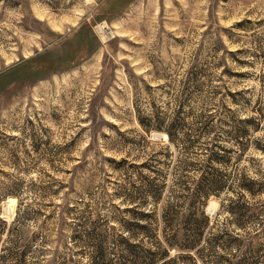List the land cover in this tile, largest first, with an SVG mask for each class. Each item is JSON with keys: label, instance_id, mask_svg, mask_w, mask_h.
<instances>
[{"label": "rangeland", "instance_id": "374dc122", "mask_svg": "<svg viewBox=\"0 0 264 264\" xmlns=\"http://www.w3.org/2000/svg\"><path fill=\"white\" fill-rule=\"evenodd\" d=\"M161 120L185 147L202 131L228 144L232 129L256 128L224 173L225 206L211 197L205 210L210 232L243 241L240 256L264 254V196L245 194L254 216L242 229L228 212L229 197L244 196L240 174L264 180V154L250 147L264 143V0H0V219L18 213L10 192L26 206L10 241L42 248L63 225L60 253L84 264L92 249L72 235L98 227L117 251L143 200V164L177 189V172L153 160L168 136L146 123ZM170 149L173 163L187 151Z\"/></svg>", "mask_w": 264, "mask_h": 264}, {"label": "trees", "instance_id": "16d2710c", "mask_svg": "<svg viewBox=\"0 0 264 264\" xmlns=\"http://www.w3.org/2000/svg\"><path fill=\"white\" fill-rule=\"evenodd\" d=\"M146 124L149 128L164 130L166 137L168 136L164 159L153 160L156 163H166L171 170L177 172L178 182L174 183L177 189L172 190L164 182L157 184L158 171L144 163L143 167L148 169L149 174L142 178L143 187L137 189L143 200H129L135 206L127 210L135 211V216L125 221L123 230L126 235L120 238L119 244L113 243V248H120L108 252L107 243L111 240L108 235L97 231L98 227H90L83 234L72 235L71 239L76 246H88L92 249L84 264H264V254L257 255L258 249L252 246L247 247L240 256L238 251L242 249L243 241L230 236L227 230L210 232L213 221L205 210L211 197L221 202V195L229 192L230 176L224 173L232 166L234 158L247 151L249 139L254 142L251 135L256 128L232 129L227 132L228 144L216 142L218 134L211 136L215 131H202L201 138L189 141V147H185V138L171 131L176 125L174 121L171 124H164V120L155 125ZM202 137H208L210 141L204 142L205 147L200 153L197 151L193 157H188L192 155L194 147H198ZM255 141L250 147L255 152L264 154L263 141ZM171 146L187 150L183 151L186 153L184 157L174 160L175 163L171 161ZM237 182L244 190V196L235 199H232L233 196L229 197L228 212L236 228L242 229L241 220H250V216L254 215L247 214L251 208L250 203L241 200L245 194L264 196V180L257 181L240 174ZM255 184L258 185L257 189L253 188ZM9 195L18 198V213L10 223L0 219V264L8 263L13 257L15 264H78L73 254L65 256L60 253L59 249L65 240L63 225L56 227L58 235L54 240L49 236L44 240L42 248L36 245L33 247V242L20 244L10 241L9 236L19 222L21 209L26 206L25 199L19 194L12 191ZM220 204L225 206L222 202ZM31 258L35 261H30Z\"/></svg>", "mask_w": 264, "mask_h": 264}, {"label": "built area", "instance_id": "2783aa9c", "mask_svg": "<svg viewBox=\"0 0 264 264\" xmlns=\"http://www.w3.org/2000/svg\"><path fill=\"white\" fill-rule=\"evenodd\" d=\"M99 26V25H98ZM97 26V27H98ZM97 27H96V30H97ZM104 30V32H105V35L103 36V38H105V37H107L108 38V36L110 37V35H111V31L110 30H108L107 29V27H105V29H103ZM98 31V30H97ZM99 34H101V32L99 31ZM101 38H102V34H101ZM107 38H105V39H107Z\"/></svg>", "mask_w": 264, "mask_h": 264}]
</instances>
